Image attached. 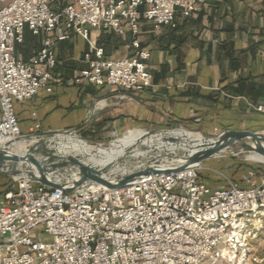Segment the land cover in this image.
<instances>
[{"label":"built area","instance_id":"built-area-1","mask_svg":"<svg viewBox=\"0 0 264 264\" xmlns=\"http://www.w3.org/2000/svg\"><path fill=\"white\" fill-rule=\"evenodd\" d=\"M1 1L0 137L9 140L22 136L15 104L53 91L56 47L71 32L132 33L126 57L107 58L92 41L78 83L156 92L141 20L176 27L177 14L190 17L206 0ZM26 29L41 46L24 61L16 47ZM254 109L264 113V105ZM263 233L264 175L253 173L243 185L213 186L203 168H189L127 188L72 192L13 177L0 194V264H248L259 260Z\"/></svg>","mask_w":264,"mask_h":264},{"label":"crops","instance_id":"crops-1","mask_svg":"<svg viewBox=\"0 0 264 264\" xmlns=\"http://www.w3.org/2000/svg\"><path fill=\"white\" fill-rule=\"evenodd\" d=\"M176 21L171 27L141 20L139 40L151 51L147 63L156 92L78 83L92 41L107 58L126 57L132 33L121 38L92 30L85 39L71 32L56 47L53 91L42 88L15 104L21 137L76 132L97 140L166 122L215 133L263 129L264 113L254 107L264 105V0H206L190 17L177 14ZM40 46V37L26 29L17 56L27 61ZM3 177L6 189L13 177Z\"/></svg>","mask_w":264,"mask_h":264},{"label":"water","instance_id":"water-1","mask_svg":"<svg viewBox=\"0 0 264 264\" xmlns=\"http://www.w3.org/2000/svg\"><path fill=\"white\" fill-rule=\"evenodd\" d=\"M180 129V128H179ZM176 129L152 128L145 132L136 143L145 138L161 134L162 143H176L174 151L156 148L149 150L146 157L138 160V168L133 171L116 173L118 164L126 158L103 166L92 164L80 155H64L56 151L53 143L65 140L66 136L81 138L76 132H48L27 138L18 137L5 142L0 140V175L27 177L31 181L46 186L72 192L77 189H122L140 183L152 176L170 174L189 168H204L205 161L229 150L232 154L251 152L264 160V133L251 130H224L220 132L202 131L200 137L182 139L170 135ZM117 140L113 139V141ZM113 141L111 143H113ZM17 143H30L29 147L16 150ZM110 143V144H111ZM180 143H188L180 146ZM109 144V145H110ZM140 145L139 149H144ZM195 149L193 152L191 150ZM132 150H129V153ZM182 151V154L178 152ZM128 153V154H129ZM169 158L167 161L159 159ZM125 162V161H124ZM125 166V165H124Z\"/></svg>","mask_w":264,"mask_h":264},{"label":"rangeland","instance_id":"rangeland-1","mask_svg":"<svg viewBox=\"0 0 264 264\" xmlns=\"http://www.w3.org/2000/svg\"><path fill=\"white\" fill-rule=\"evenodd\" d=\"M2 3H0V6ZM152 128H163V129H176L172 132H175L177 130H183L186 132V135L184 137H181L182 139H191L193 137H200L201 126H195V125H181L180 123L174 122V123H150L148 125H144L141 127H136L134 129H152ZM180 128V129H179ZM133 130V129H132ZM130 131V130H129ZM126 132H118L114 133L113 135L110 134L107 136V138H98L95 139H87L84 135H81V138H86L90 141V143L94 147H107L109 144L113 141V139L117 140L121 137H123ZM258 132L264 133V128L261 129ZM170 133V132H169ZM171 135V134H170ZM177 137V136H176ZM76 139V138H74ZM78 139V138H77ZM80 139V138H79ZM152 139L157 142L161 139V134L152 137ZM82 140V139H81ZM116 141V140H115ZM114 142V141H113ZM145 143V141H143ZM30 143H17L16 147L18 149L27 148L29 147ZM140 145L145 146L144 149H139ZM136 148V150L133 151V153L127 157V159H124V161H121L118 165L121 166L119 169L116 168V173H121L126 171H133L138 168V160L140 158H144L148 153L149 150L152 148H156L158 152H161L162 150H168V151H174L176 149L170 148V147H160L157 145H144L140 144ZM135 149V148H134ZM179 154H182V151L178 152ZM255 155L251 152H241L237 154H232L229 150H226L223 154L218 155L214 158L208 159L205 161L203 173L204 175L213 182L216 186H225L229 180L231 181H242L244 180L250 173H253L256 177H260L264 175V160H254L251 159V156ZM123 155L121 158H124ZM126 158V157H125ZM117 159V160H119ZM125 165V166H124ZM6 178L0 175V190L4 188V183L8 180H5ZM12 183V179L7 183V186ZM2 184V185H1ZM254 253L256 257H258V261H250L248 264H264V233L261 236V239L255 243V249Z\"/></svg>","mask_w":264,"mask_h":264},{"label":"bare ground","instance_id":"bare-ground-1","mask_svg":"<svg viewBox=\"0 0 264 264\" xmlns=\"http://www.w3.org/2000/svg\"><path fill=\"white\" fill-rule=\"evenodd\" d=\"M146 129H133L128 131L123 137L119 138L118 140L114 141L107 147H94L91 143H87L81 139H74V137L66 136L65 140L60 141L59 143H53V147L56 149L57 152L64 154V155H80L84 158V160L95 164V165H106L109 163H116L120 157L123 155L125 157L131 155L134 150L140 144L144 145H157L160 147H170L173 149H178L176 143H162L161 139L155 142L152 138H145L143 141L145 143H136L142 135L145 134ZM169 134L177 137H184L186 132L183 130H177L175 132H170ZM0 140L5 142V139L0 137ZM188 143H180V146H185ZM145 147V146H144ZM16 150H20L15 147ZM135 148V149H134ZM132 150L129 153V150ZM195 149L191 150L192 152ZM129 153V154H128ZM148 155V154H147ZM146 155V156H147ZM145 156V157H146ZM124 157V158H125ZM167 161L169 158L166 156H161L159 159ZM122 159V158H121ZM251 159L260 160L262 159L257 154L252 155ZM120 160V159H119Z\"/></svg>","mask_w":264,"mask_h":264},{"label":"trees","instance_id":"trees-1","mask_svg":"<svg viewBox=\"0 0 264 264\" xmlns=\"http://www.w3.org/2000/svg\"><path fill=\"white\" fill-rule=\"evenodd\" d=\"M56 2L58 3V4H61V5H63V4H65L66 3V0H56ZM203 177L205 178V180H206V182L209 184V185H213V186H216L213 182H211L205 175H204V173H203ZM235 182H237V183H239L240 185H243V180L242 181H236V180H234ZM7 189V188H6ZM6 189H3V190H1L0 191V194H2Z\"/></svg>","mask_w":264,"mask_h":264}]
</instances>
